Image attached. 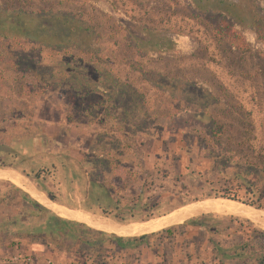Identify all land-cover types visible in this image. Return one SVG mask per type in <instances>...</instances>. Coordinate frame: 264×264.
<instances>
[{
    "label": "rangeland",
    "instance_id": "374dc122",
    "mask_svg": "<svg viewBox=\"0 0 264 264\" xmlns=\"http://www.w3.org/2000/svg\"><path fill=\"white\" fill-rule=\"evenodd\" d=\"M254 2L263 19L264 2ZM93 3L114 18L126 19L133 13L126 0ZM185 4L177 0V12L168 19L166 34L174 54L166 64L154 67L172 72L191 69L196 86L207 88L201 82L205 78L224 89V99L197 115L173 105L123 63L120 71L138 87L151 115L135 136L117 129L112 119L68 122L58 92L36 95L6 82L0 90L5 111L0 114V144L5 145L0 147V167L16 171L57 202L89 205L94 211L83 209L117 222L144 220L223 193L264 206V184L254 180L264 177L254 175L264 171V44L253 30L236 24L246 52L237 60L238 67L231 65L203 21L186 14L190 10ZM239 8L243 13L248 10L246 0H240ZM117 47L125 57L131 56L124 44ZM226 106L235 112L222 116L216 111ZM239 121L241 130L236 126ZM36 171L38 177L33 176ZM239 177L259 189L244 187ZM28 198L0 180L2 262L14 252H24L39 263L50 259L57 264H264L259 260L264 257V229L243 217L199 214L171 225L169 234L157 231L123 246L114 235L84 225L73 229L76 238L49 232L43 223L47 215L32 207ZM37 224L40 231L32 229Z\"/></svg>",
    "mask_w": 264,
    "mask_h": 264
},
{
    "label": "trees",
    "instance_id": "16d2710c",
    "mask_svg": "<svg viewBox=\"0 0 264 264\" xmlns=\"http://www.w3.org/2000/svg\"><path fill=\"white\" fill-rule=\"evenodd\" d=\"M126 1L128 10L133 13L120 19L100 10L93 0H0V90L9 82L31 94L58 92L67 109L66 121L92 124L96 120L112 119L124 134L144 130L151 115L138 87L120 71L123 63L173 105L190 109L197 115L205 114L209 104L227 96L223 88L214 87L205 78L201 82L207 84V88L196 86L191 69L172 72L154 67L156 63L166 64L164 61L174 54L172 40L166 32L170 29L169 16L177 12V0ZM254 1L246 0L249 8L243 13L239 8L240 0H185L190 10L186 14L203 21L215 41L221 44L219 48L231 65L238 67L237 60L245 54L246 42L236 24L253 30L264 44V18ZM120 43L130 50L131 56L125 57L118 50ZM26 77L31 82H26ZM176 106L174 108L178 109ZM2 108L0 99V114H5ZM216 111L227 116L235 112V108L226 106ZM212 122L217 127L223 126ZM241 123L236 125L239 130L243 128ZM221 133L222 129L216 135ZM99 150H104V146L100 145ZM38 174V171L33 172L34 177ZM254 175L264 176V171H255ZM239 178L244 187L259 189L249 179ZM254 180L264 184V177ZM222 196L239 199L228 193ZM28 199L32 207L47 215L43 223L49 232L76 238L72 231L82 224L59 217ZM253 201L249 202L264 208ZM83 208L94 211L89 205L83 204ZM40 225L32 229L40 231ZM171 230L172 227H167L159 232L169 234ZM144 237L113 236L119 245L123 240V246L128 244L125 242ZM240 245L243 249V243Z\"/></svg>",
    "mask_w": 264,
    "mask_h": 264
},
{
    "label": "water",
    "instance_id": "95a60500",
    "mask_svg": "<svg viewBox=\"0 0 264 264\" xmlns=\"http://www.w3.org/2000/svg\"><path fill=\"white\" fill-rule=\"evenodd\" d=\"M24 176L18 174L16 171L10 168L0 167V180L7 181L18 190L22 191L26 196H28L31 200L36 202L38 205L57 215L59 211L67 214L68 216L71 213H86L89 215L90 220L94 222L105 223L108 226L115 228H127L131 226L144 225L147 222L159 220L162 218H171L172 222L165 224L157 229L153 230H142L136 234L131 235H118L114 231L109 229H104L98 226L90 225L84 221L78 220L76 218L70 217L69 221L76 222L82 224L92 230L100 231L106 234H111L116 237L121 238H132L139 237L146 234H151L160 230H163L171 225L185 222L189 217L205 214V213H221V214H229L233 216L243 217L248 219L255 225H258L262 229H264V209L254 206L251 203H247L241 200H237L227 196H214V197H205L200 199H194L192 201L181 204L170 211L150 217L144 220H134L129 222H117L108 217L93 214L83 208L79 207H71L66 204L57 202L56 200L51 199L45 193L37 189L31 183L23 178ZM217 207L222 209V211H217L215 208ZM58 216V215H57ZM182 218L180 221H175L178 218Z\"/></svg>",
    "mask_w": 264,
    "mask_h": 264
},
{
    "label": "bare ground",
    "instance_id": "6f19581e",
    "mask_svg": "<svg viewBox=\"0 0 264 264\" xmlns=\"http://www.w3.org/2000/svg\"><path fill=\"white\" fill-rule=\"evenodd\" d=\"M213 208H215V207H213ZM57 215L62 216L64 218H68V219L70 216V217L76 218L78 220L84 221L90 225H94V226H98V227H101L104 229L112 230L118 235H131V234H136L142 230H153V229H157V228H159L165 224L172 222L171 218H162L159 220L147 222L143 226L138 225V226H131V227H127V228H115V227L108 226L105 223L91 221L89 215L86 213H71V215L68 216L67 214L63 213L62 211H59L57 213ZM181 219L182 218L180 217V218L176 219L175 221H180Z\"/></svg>",
    "mask_w": 264,
    "mask_h": 264
},
{
    "label": "built area",
    "instance_id": "2783aa9c",
    "mask_svg": "<svg viewBox=\"0 0 264 264\" xmlns=\"http://www.w3.org/2000/svg\"><path fill=\"white\" fill-rule=\"evenodd\" d=\"M3 262H5V264H57L50 259H46L43 263H39L35 256L24 252H14Z\"/></svg>",
    "mask_w": 264,
    "mask_h": 264
},
{
    "label": "crops",
    "instance_id": "0c3cea01",
    "mask_svg": "<svg viewBox=\"0 0 264 264\" xmlns=\"http://www.w3.org/2000/svg\"><path fill=\"white\" fill-rule=\"evenodd\" d=\"M0 260H1V263H3V262H2V259H0ZM1 263H0V264H1ZM3 264H4V263H3Z\"/></svg>",
    "mask_w": 264,
    "mask_h": 264
}]
</instances>
